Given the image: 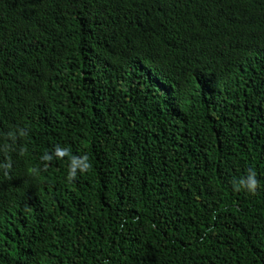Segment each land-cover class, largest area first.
Wrapping results in <instances>:
<instances>
[{"label":"trees","instance_id":"obj_1","mask_svg":"<svg viewBox=\"0 0 264 264\" xmlns=\"http://www.w3.org/2000/svg\"><path fill=\"white\" fill-rule=\"evenodd\" d=\"M0 264H264V0H0Z\"/></svg>","mask_w":264,"mask_h":264},{"label":"clouds","instance_id":"obj_2","mask_svg":"<svg viewBox=\"0 0 264 264\" xmlns=\"http://www.w3.org/2000/svg\"><path fill=\"white\" fill-rule=\"evenodd\" d=\"M233 187L236 190H244L247 191L248 193L252 194L255 193L256 187H257V182L255 179V173L250 172L247 175V179H241L237 182H234Z\"/></svg>","mask_w":264,"mask_h":264}]
</instances>
